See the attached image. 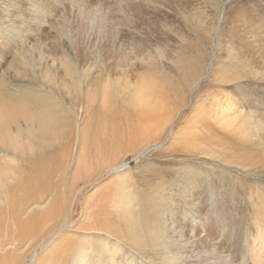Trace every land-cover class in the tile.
Returning a JSON list of instances; mask_svg holds the SVG:
<instances>
[{
    "label": "bare ground",
    "instance_id": "6f19581e",
    "mask_svg": "<svg viewBox=\"0 0 264 264\" xmlns=\"http://www.w3.org/2000/svg\"><path fill=\"white\" fill-rule=\"evenodd\" d=\"M55 1L51 4L56 13L69 15L51 19L52 24L47 19V24L39 18L45 17L39 1L0 0V264H250L246 257L231 255L225 225L211 224L201 213L192 221L199 223L198 230L186 226L184 217L177 230L171 206L175 197L188 199L195 193L190 189L193 179L200 177L196 164H206L202 174L208 173L210 162L243 166L245 171L249 163L255 165L249 157L262 143L249 137L251 124L261 128L260 120L253 122V107L205 101L222 114L223 121L231 114L237 116L226 128L235 138L230 147L245 151L233 160L205 153L203 145L192 140L200 135V124L192 122L189 132H177L172 115L180 104L187 106L197 82L192 80L203 73L200 60L192 52L187 62L182 57L177 64L148 58L159 42L156 32L161 37L173 35L156 15L165 11L166 0L127 1L143 12L138 26L132 24L133 15L125 24V15L112 17L110 11V29L118 34L119 44L116 52L98 49L100 53L68 39L67 20L77 16L74 8L85 0ZM206 3L198 6L203 12ZM104 5L110 10V4ZM249 11L264 33V0ZM167 12L177 15L171 9ZM198 23L185 21L187 26ZM56 25L59 30L54 34ZM144 39L151 41L149 50L136 45ZM241 74L232 66L218 71L226 87L238 84L231 78L239 79ZM133 106L136 117L119 115ZM198 114L208 117L204 111ZM238 145L250 149H237ZM127 149L154 150L152 158L160 149H170L171 157L180 154L173 157L180 164L168 167L173 173L165 176L160 167L152 175L151 162L146 163L145 177L154 176L155 183L150 179L147 188L141 183L145 193L132 183L129 167L101 182L118 170ZM189 204H183L184 211ZM176 245L178 251L183 247L188 260L174 255ZM205 248L214 255L199 262ZM251 253L257 261L254 246Z\"/></svg>",
    "mask_w": 264,
    "mask_h": 264
},
{
    "label": "rangeland",
    "instance_id": "374dc122",
    "mask_svg": "<svg viewBox=\"0 0 264 264\" xmlns=\"http://www.w3.org/2000/svg\"><path fill=\"white\" fill-rule=\"evenodd\" d=\"M33 1H39V9H42L45 16L39 18L44 19L47 24H52L53 21L51 19L56 20L62 16L66 17V15H69L66 13L67 11L56 13L55 8L51 4L53 3L52 0H50L49 3L47 2L48 0H42L43 3L41 0ZM59 1L60 0H56L55 2ZM97 1L98 2L85 0L84 3L74 8V11L78 9L76 10L78 12L75 14L77 16L69 17L67 20V28L69 30L68 39L76 46L81 42V44L85 46V49H88L90 52L100 53L98 49L105 50L106 52L115 50L116 52L119 44V36L111 31L110 22L108 20L121 13L120 15L126 16L122 19V22L126 24V18L133 15L132 24L138 26V20L142 17L143 12L139 9L135 10V5L128 4L127 1L130 2V0ZM258 1L259 0H166L162 7L165 11L162 14L157 13L156 15L161 19V23L168 28L173 35L171 37H161L159 32H156L154 37L156 36L159 38V42L153 46L155 51L152 56L148 57L157 63L171 60L177 64V61L182 57H184L183 60L187 62L192 52L193 55L200 60L199 64L202 65L203 73L197 79L192 80L197 82L186 101L187 106L183 107L186 103L180 104L175 112L172 110V115L173 121H175V130H177V132H179V129H182V132H189V128L193 127L192 122L200 124L198 127L200 135L194 137L192 140L196 141L198 144H202L205 148V153L210 152L215 155H222L226 160H233L238 157V152H245L236 151L230 147V144L234 142L235 138L231 137L226 128L233 118L237 116L231 114L223 121L222 114H217L216 110L211 108L208 103L205 104V101L218 103L222 101V103H229V106L231 103H238V109L241 107H253L252 110L255 116L253 122L258 120L261 121V128L252 124L248 128L249 137L253 142L260 141L262 143L260 148H257V150L253 149V154L249 157L251 160H254L255 165L249 163L248 170L246 169L245 171L243 166L233 167L232 165L228 166V164L223 166L219 163L212 162V164L210 162L207 166L208 173L202 174L200 171H203L206 164H196V168H199L200 177L194 178L192 182L191 189H197H190V191L195 193L192 195L189 194L188 199L180 196L175 197L176 199L174 198V203L171 206V208L174 209L173 212L175 216L173 219V226L177 228V230L179 229V221L183 220V217L186 220V226L198 230L200 226L199 223H196V225L194 222L192 223V221L193 217L201 213H204L202 217L205 221H209L211 224L225 225V227H227L225 233L226 237L228 233L230 234V232H232V235L228 234L227 237L228 240L230 236L231 241H228V244L233 248L232 251H234L231 255L236 258L246 257L250 260V264H252V262H254L253 264H264V33L260 32L257 26L259 23L252 20L251 12L249 11L251 7L253 8L256 6ZM201 2H207L206 5L208 7L205 12L201 11L198 7ZM104 3L110 4V10L104 7ZM168 9L177 13V15H172L177 20L171 17V14H167ZM113 10H115L116 14H114ZM105 14L108 15L106 16ZM204 16L205 21L203 23ZM180 18H182L183 21H181ZM47 19L51 20V22L49 23ZM187 20H196L199 21V23L197 25L187 26L185 25V21ZM52 28V31L55 30L54 34L59 30L58 25ZM150 44L151 41H147L146 39H144V41L137 40L136 42L139 49L145 48L149 50ZM91 46H95L94 49L92 48L93 50L90 49ZM237 51L240 53H237ZM135 56L138 57V54H135ZM231 66L236 67L242 74L239 76V79H237L238 77L231 78V80L239 82L238 84L226 87V82L218 75V71L225 70ZM201 78H203L202 81H199ZM235 85L239 86L235 87ZM133 101L136 102V99ZM157 104L158 103H155L154 105ZM134 107L135 106H133L132 109L119 108L118 112H121L120 109H122V111L128 110L130 113L128 114V111H125L119 113V115H130L133 118L134 114L136 117L137 115H135ZM149 108L148 106V109ZM132 110L134 113H132ZM200 111L207 112L208 117H201L198 114ZM105 119L108 120L109 117ZM170 137L172 139V136ZM214 145L217 146L214 147ZM243 146H246V149H250L248 145H238L236 148L245 150ZM168 150L170 152V149ZM168 150L165 151V149H160L159 151L161 152L152 154L153 158L155 157L153 159L150 154L153 153L154 150L144 152L141 151V149H127L122 155L121 163L119 161V164L116 165V167L118 166V170H114L116 172L112 171L113 174L109 172L107 175H110H106L101 182L109 180L111 177L115 176V174L117 175V173H119L118 171H124V169L129 167L128 169L131 170L132 175H134L132 176V183L135 185L137 184L139 186L137 187L141 191L143 186L147 188V184L151 181L150 179L155 183L154 176L152 177L149 175V177L148 173H146V176L149 177L147 178L144 174L147 170L145 168L148 167L150 162L152 166L150 164L151 168L148 167V170L152 169V172L154 171L152 175L161 168L160 170L164 169L163 172L165 176L167 175L166 173H168V176H171L173 170L169 168L174 169L180 164H177L178 162L173 159L177 153L171 157V152L169 153ZM159 154L162 155V159L159 158ZM138 155H140V157L136 161H139L135 162V157ZM171 159L173 161H171ZM165 161L167 162L166 164ZM168 161L173 162V164ZM146 163H148V165ZM138 166L143 167L142 169L144 171ZM146 179H148V183L145 182ZM141 183L142 187L140 186ZM145 190L146 189H142L141 192L145 193L147 191ZM178 198L181 201H178ZM183 200H187V203ZM201 201H203V203ZM182 203L185 206H188L190 203L189 207H186L189 211H184L185 206ZM194 203L197 204L195 205ZM191 204H193V206H191ZM253 246L255 247L257 261L254 260V253H251ZM182 250L183 247H180V254L176 245L174 255L179 259L185 258L188 260V256H185ZM213 255L214 254L208 248H205L200 254L201 261L199 262H203L202 258L212 257ZM195 264L197 263L195 262ZM202 264L211 263L205 262Z\"/></svg>",
    "mask_w": 264,
    "mask_h": 264
}]
</instances>
